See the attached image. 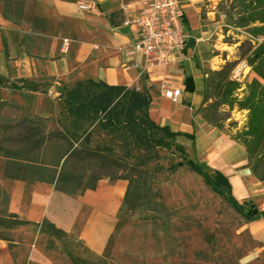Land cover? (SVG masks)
<instances>
[{"label":"crops","instance_id":"crops-1","mask_svg":"<svg viewBox=\"0 0 264 264\" xmlns=\"http://www.w3.org/2000/svg\"><path fill=\"white\" fill-rule=\"evenodd\" d=\"M143 1L148 0H24L17 19L20 24L14 25L2 17L0 0V75L31 80L44 73L56 79L71 77L73 82L93 79L111 86L148 89L151 119L174 133L191 134L196 158L227 178L233 198L240 203L250 202L257 211L264 212V182L253 177L243 145L196 113L203 104L206 73L193 55L208 32V24H201L202 17L209 23L214 21V0H178L182 27L190 36L184 52L186 60L165 67H146L145 71L142 56L131 46L138 31L122 24L138 14ZM80 5L92 9L82 11ZM34 19L44 23L31 32ZM24 36L46 38L47 53L41 58L27 56L21 44ZM10 37L18 41L9 42ZM188 76L191 92L184 87ZM154 83H158L159 95L150 88ZM162 84L180 88L176 101L164 97ZM3 180L0 188L6 193L9 213L35 225L46 220L63 232L76 231L78 240L96 255L107 247L127 189L126 181L106 178L99 180L92 191L71 197L42 183ZM249 228L254 239L264 243V219L251 222ZM0 252L3 264H13L2 241Z\"/></svg>","mask_w":264,"mask_h":264},{"label":"trees","instance_id":"trees-1","mask_svg":"<svg viewBox=\"0 0 264 264\" xmlns=\"http://www.w3.org/2000/svg\"><path fill=\"white\" fill-rule=\"evenodd\" d=\"M1 2L2 17L12 21L14 25L20 24L17 19L22 14L24 0ZM229 10L232 12L229 17L232 19L233 28L244 30L252 38L264 37V0H231ZM32 21L31 32L44 23L37 19ZM38 40L45 41L48 47L49 41L46 38H22L21 44L27 56H32L31 48ZM250 56L247 63L256 78L246 84L244 96L238 99L235 94L240 85L230 80L232 67L210 71L203 82V104L196 113L211 127L223 130V123L229 117L221 114V107L228 108V111H232L234 107L239 111H247L244 131L236 136H229L245 148L247 164L253 177L259 182H264V41L253 49ZM20 82L27 83L28 80L20 79ZM184 87L187 92L193 91L190 76L184 79ZM3 88L17 91L21 87L8 85V79L0 75V89ZM61 95L65 107L64 119L69 126L60 119L31 116L26 111H21L20 118L14 124L0 121V158L4 164L2 178L31 185H50L55 191L71 197L92 191L97 182L104 179L96 175L94 169L118 165L111 159L109 154L112 151L108 147L90 146L89 128L96 126L102 132L120 135L124 146L143 152L135 159L133 167L124 168L123 176L106 177L110 181L127 182V189L116 216V226L124 210H141L149 215L164 217L167 210L161 203L154 201L156 197L153 196L149 184L155 173L145 167L150 161L156 160L153 150L170 148L177 137L192 141L193 136L174 133L167 126L156 124L149 116L151 93L145 88L111 86L105 82L88 79L74 81ZM6 107L21 109L0 98V120ZM5 132H9L10 136H5ZM179 150L183 152L181 147ZM75 162L80 164L77 169L72 168ZM182 166L198 175L203 185L224 200L245 224L264 219V212L257 211L252 203H240L233 198L231 185L220 171H213L194 160L178 162L169 170L176 172ZM155 170L160 173L159 168ZM6 203V193L0 188V241L7 243L13 262L10 239L6 238L2 231L33 223L20 220L15 214L9 213L5 207ZM36 225L40 233L58 240L74 234L63 232L46 220ZM209 239L207 237L206 241ZM74 264H83V261L78 258L74 260Z\"/></svg>","mask_w":264,"mask_h":264},{"label":"rangeland","instance_id":"rangeland-1","mask_svg":"<svg viewBox=\"0 0 264 264\" xmlns=\"http://www.w3.org/2000/svg\"><path fill=\"white\" fill-rule=\"evenodd\" d=\"M230 2L214 0L213 22L209 23L202 17L201 24H208V32L197 43L193 58L206 74L231 68L244 59L248 62L253 49L264 41V37L252 38L244 30L231 26ZM8 41L16 43L18 38L10 37ZM31 49L33 56L41 58L47 51L46 42L38 40ZM6 78L8 85L21 88L17 91L0 89V98L22 110L6 107L1 116L2 123L14 124L20 118L21 111H26L31 116L60 119L69 126L64 119L65 107L61 94L73 85L71 77L56 79L41 73L27 83H21L20 78L13 76ZM254 78L255 74L250 70L235 92L238 99L244 96L246 84ZM157 84H152L150 88L159 95ZM220 109L221 114L229 117L223 123V131L232 137L241 134L247 111H239L235 107L232 111L226 107ZM89 133L90 146L108 147L112 151L109 154L111 159L118 163L94 169L95 174L104 179L107 176H123L124 168L133 167L135 159L143 154L135 148L124 146L118 134L102 132L96 126H91ZM4 135L10 136L9 132ZM153 153L156 160L150 161L145 169L155 173L149 184L156 197L154 201L167 210L164 217L149 215L141 210H124L101 255L93 254L78 241L76 231L72 232L73 236L61 240L40 233L34 224L2 231L10 239L12 263L74 264V260L79 258L83 264H264V243L254 239L249 224H245L224 200L214 195L210 188L203 185L201 178L187 167L170 172L169 168L178 162L194 160L201 163L194 154L192 141L177 137L170 148L155 149ZM79 165V162H75L72 168L77 169ZM3 166V159L0 158V184L4 183ZM156 168L160 169V173H156ZM207 237L210 238L208 242ZM2 242L11 259L7 243ZM3 261L0 252V264Z\"/></svg>","mask_w":264,"mask_h":264},{"label":"built area","instance_id":"built-area-1","mask_svg":"<svg viewBox=\"0 0 264 264\" xmlns=\"http://www.w3.org/2000/svg\"><path fill=\"white\" fill-rule=\"evenodd\" d=\"M80 10H91L90 5H80ZM122 24L133 26L138 31V38L131 46L132 51L140 53L144 60V68L151 66H167L173 62L186 60L184 52L190 38L182 27L179 16L178 0L143 1L137 15L125 19ZM230 80L241 83L250 66L244 59L231 68ZM165 98L171 102L177 100L181 90L179 87L162 84L160 86Z\"/></svg>","mask_w":264,"mask_h":264}]
</instances>
